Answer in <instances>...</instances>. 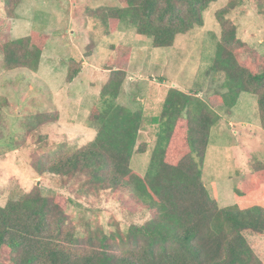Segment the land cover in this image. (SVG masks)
Returning <instances> with one entry per match:
<instances>
[{
    "label": "trees",
    "instance_id": "1",
    "mask_svg": "<svg viewBox=\"0 0 264 264\" xmlns=\"http://www.w3.org/2000/svg\"><path fill=\"white\" fill-rule=\"evenodd\" d=\"M119 1L121 5L100 7L93 14L112 31L128 21L154 47H169L178 34L202 26L204 10L216 0ZM241 1L229 0L221 12ZM18 3L6 0L4 24ZM222 26L209 71L225 75L226 91L213 99L231 110L242 92L257 95L264 128V57L256 64L242 59L245 43L236 26L227 20ZM45 45L39 32L2 43L4 68L37 70ZM120 49L125 53L115 60L117 69H112L101 90V103L89 117L98 126L95 138L76 150L44 154L36 168L40 173L48 170L63 178H80L85 194L106 189L129 194L132 206L149 210L151 218L127 229L84 232L67 214L69 200L63 194L43 195L35 188L0 205V264H262L245 232L264 233V207H220L203 181L211 129L220 115L199 92L169 89L160 115L152 119L159 130L148 169L144 175L132 169L133 154L146 152L145 142L137 148L144 115L117 102L129 57L127 46ZM79 72L73 60L66 82ZM263 184L264 163L259 160L250 172L234 176L239 196Z\"/></svg>",
    "mask_w": 264,
    "mask_h": 264
},
{
    "label": "rangeland",
    "instance_id": "2",
    "mask_svg": "<svg viewBox=\"0 0 264 264\" xmlns=\"http://www.w3.org/2000/svg\"><path fill=\"white\" fill-rule=\"evenodd\" d=\"M229 0H216L204 10V24L177 35L169 47H154L128 21L116 31L93 11L121 5L119 0H19L4 24L6 0H0V45L39 32L46 38L37 70H6L0 47V205L39 188L43 195L63 194L69 200L67 214L81 231L102 228L106 232L141 225L151 218L147 209H135L130 195L106 189L85 194L80 178H63L48 170L40 173L37 160L58 149L76 150L91 142L98 130L90 120L92 108L101 103V90L117 69L115 60L129 48L126 78L117 102L142 110L144 121L131 159L134 171L144 175L157 139L160 115L171 87L199 92L218 114L211 129L203 181L220 207H264V184L239 196L234 176L250 172L255 160L264 163V128L257 95L242 92L231 110L213 99L226 91L225 75L209 71L222 35V22L236 26L244 44L241 58L256 64L264 57V0H242L221 12ZM262 5V6H261ZM80 72L66 82L70 64ZM122 192V190H120ZM123 193V192H122ZM121 197L129 201H122ZM255 254L264 264V233L246 231Z\"/></svg>",
    "mask_w": 264,
    "mask_h": 264
}]
</instances>
